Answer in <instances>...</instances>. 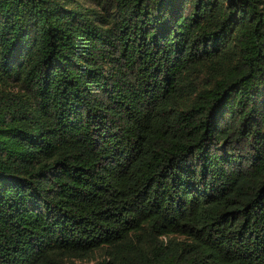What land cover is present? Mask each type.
<instances>
[{
    "label": "trees",
    "instance_id": "16d2710c",
    "mask_svg": "<svg viewBox=\"0 0 264 264\" xmlns=\"http://www.w3.org/2000/svg\"><path fill=\"white\" fill-rule=\"evenodd\" d=\"M0 264H264V0H0Z\"/></svg>",
    "mask_w": 264,
    "mask_h": 264
},
{
    "label": "rangeland",
    "instance_id": "374dc122",
    "mask_svg": "<svg viewBox=\"0 0 264 264\" xmlns=\"http://www.w3.org/2000/svg\"><path fill=\"white\" fill-rule=\"evenodd\" d=\"M78 262H80V261H78Z\"/></svg>",
    "mask_w": 264,
    "mask_h": 264
}]
</instances>
